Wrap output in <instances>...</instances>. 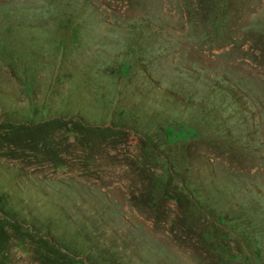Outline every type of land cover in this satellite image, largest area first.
I'll return each instance as SVG.
<instances>
[{"label": "rangeland", "instance_id": "rangeland-1", "mask_svg": "<svg viewBox=\"0 0 264 264\" xmlns=\"http://www.w3.org/2000/svg\"><path fill=\"white\" fill-rule=\"evenodd\" d=\"M0 264H264V0H0Z\"/></svg>", "mask_w": 264, "mask_h": 264}, {"label": "trees", "instance_id": "trees-1", "mask_svg": "<svg viewBox=\"0 0 264 264\" xmlns=\"http://www.w3.org/2000/svg\"><path fill=\"white\" fill-rule=\"evenodd\" d=\"M168 127H171V126H168ZM171 128H173V127H171ZM192 132H191V134H189L188 136H195L196 134H197V131H196V129L195 128H192ZM168 139V138H167ZM169 141V143H172V141H181V140H183V138H173L172 140H170V138L168 139ZM190 184H192L191 182H190ZM190 184H188V182L187 181H185V182H181V187H180V189H181V192L182 193H188V195L190 196V198H192V200H194L193 202L195 203V204H199V198H198V195H196V193H195V190L194 189H192L191 187H190ZM83 256V258H87L85 255H82ZM100 261V260H99ZM100 262H102V261H100Z\"/></svg>", "mask_w": 264, "mask_h": 264}]
</instances>
